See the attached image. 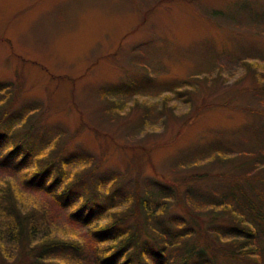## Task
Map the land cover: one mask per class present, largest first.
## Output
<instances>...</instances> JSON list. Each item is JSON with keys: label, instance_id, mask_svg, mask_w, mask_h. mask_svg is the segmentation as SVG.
Wrapping results in <instances>:
<instances>
[{"label": "rangeland", "instance_id": "374dc122", "mask_svg": "<svg viewBox=\"0 0 264 264\" xmlns=\"http://www.w3.org/2000/svg\"><path fill=\"white\" fill-rule=\"evenodd\" d=\"M255 9L264 12V0H0V83L11 93L0 99L14 96L1 130L0 181L17 184L22 205L46 209L39 232L85 236L89 228L69 215L82 196L63 206L54 190L26 184L35 156L50 148L64 158L65 180L89 171L95 183L101 178L93 188L86 182L99 201L93 223L127 203L132 188L178 184L181 193L196 167H232L242 151L258 155L264 13ZM219 100L229 104L190 116L197 104ZM21 135L28 156L11 159L6 149ZM215 135L231 147L226 163L195 150ZM246 156L242 167L250 166ZM76 185L82 195L80 179ZM12 244L7 261L17 264Z\"/></svg>", "mask_w": 264, "mask_h": 264}, {"label": "trees", "instance_id": "16d2710c", "mask_svg": "<svg viewBox=\"0 0 264 264\" xmlns=\"http://www.w3.org/2000/svg\"><path fill=\"white\" fill-rule=\"evenodd\" d=\"M254 11L259 16L262 12ZM255 19L259 24L261 17ZM253 65L254 62L247 63L248 67ZM0 85L4 89L0 91L3 98L5 94L11 95L5 84ZM1 102L0 137L10 118L8 109L14 103V96ZM201 103L193 108L190 116L209 106L229 104L227 100ZM29 132L30 127L25 133ZM223 139L215 135L206 146L196 148L199 158L211 155L214 160L226 163V152L231 147ZM24 141L27 137L21 135L9 145L7 156L11 159L20 154L28 156L30 146L24 145ZM52 153L50 148L35 156L32 168L25 173L26 184L39 183L46 191L54 190L53 202L63 206H70L76 196H82L70 208L69 215L73 221L89 225L86 235H61L56 229L39 232L46 209L22 205L17 184L6 178L0 181V264H10L5 251L7 241L13 243L8 250L10 255L13 248L19 253L15 258L19 261L17 264H81L84 260L96 264H262L264 148L258 155L254 151L238 152L239 159L232 167L213 164L214 170L194 168L186 174L181 193L178 184L170 187L161 183L163 191L162 187L143 192L132 188L126 192L128 202L112 209L109 218L98 223L92 222L93 205L99 201L92 199L94 190L91 189L100 184L101 178L95 183L89 171L88 178L85 174L71 175L65 180L69 174L62 164L64 158ZM247 154L252 158L250 166L242 167ZM78 179L81 187H85L82 195L76 185ZM87 180L93 184L92 188L88 189ZM117 181L111 188L119 185ZM113 192L115 188L109 193L110 198Z\"/></svg>", "mask_w": 264, "mask_h": 264}]
</instances>
